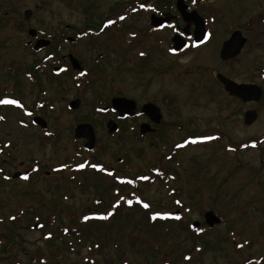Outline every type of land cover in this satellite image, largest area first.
Wrapping results in <instances>:
<instances>
[{
	"label": "rangeland",
	"instance_id": "374dc122",
	"mask_svg": "<svg viewBox=\"0 0 264 264\" xmlns=\"http://www.w3.org/2000/svg\"><path fill=\"white\" fill-rule=\"evenodd\" d=\"M116 2L0 0V90L13 93L0 101H18L0 103V169L39 165L27 179L0 180V264H264V151L225 153L217 163L213 143L217 125L236 139L233 145L264 134V108L254 125L240 117L229 128L211 83L199 79L197 51L168 52L171 34L149 31L144 14L125 13V36L112 27L80 38L69 32L75 41H64L54 56L26 45L29 28L97 29L127 3ZM68 52L83 72L69 66L53 73L54 60ZM115 96L138 108L153 101L163 116L156 136L140 134L139 119L108 133L105 123L116 116L95 107ZM76 98L80 105L70 109ZM35 115L45 129L33 124ZM84 122L95 133L89 151L74 137ZM165 124H172L166 133ZM160 164L165 174L150 175ZM132 167L143 172L136 177ZM209 209L220 224L206 225ZM194 220L201 224L196 230L183 228Z\"/></svg>",
	"mask_w": 264,
	"mask_h": 264
},
{
	"label": "flooded vegetation",
	"instance_id": "af4514ba",
	"mask_svg": "<svg viewBox=\"0 0 264 264\" xmlns=\"http://www.w3.org/2000/svg\"><path fill=\"white\" fill-rule=\"evenodd\" d=\"M123 2L127 3L125 6L118 8L117 11L119 12L116 15L117 17L111 20L107 18V15L104 17V23L107 24L105 27L99 26L97 29L85 28V31H87V33H92L93 31L99 33L107 27H112L110 29H116L122 32L121 27H119V22L127 17L125 13L144 14L149 19V31L166 30L171 34L168 39V52L171 54H184L186 50L190 49L197 51L196 62L199 79L211 83L210 87L213 91V99L217 108V113L228 123V125H226L229 128L233 125V121H236V119L240 117L242 124L246 127L254 125L259 120L261 113L260 109L264 108V0H183L185 10L187 12L195 11L202 21L203 35H201L200 39L197 41H195L194 35L195 25L192 21L187 22L183 19V16L177 9V0H120V2L116 3ZM141 5H143V7H141ZM152 16L169 18V21L164 22L163 25L153 27L150 24ZM34 30L36 35L30 36L28 34L31 40L27 41L26 45L32 48L33 43L38 38H47L50 39L49 45L53 41L59 43L57 47L59 51L63 48L62 41H67V38L70 37L67 36V33L76 32L77 36L83 34V31H77L74 26L70 25L57 26L52 30L46 31ZM135 30L133 29L129 34L133 38L135 37L134 41L137 43L138 39L136 35L138 33ZM176 34L182 38L181 41L182 44H184V48L178 52L173 51L171 41L172 37ZM122 36H125V32H122ZM73 38L72 42L75 41V37ZM128 40H126L127 43H129ZM69 53L71 52L66 53V55L61 54L63 64H59L58 66L63 67L66 62L69 63L67 58ZM223 80H229L235 84L254 85L259 88V97L255 99L257 96L256 88L245 91L240 95L235 92H229L225 89ZM148 102L154 103L153 101ZM110 105L111 100L110 104L97 105L95 108L98 111L109 112L115 115L118 130L119 126H121L125 120L139 119L143 120L138 126L139 132L142 123H148L153 130L150 133L143 134L140 132V134L156 136L158 128L154 126L161 123L163 116L158 123L151 121L145 114L141 113L140 109L142 105L138 108L136 102L134 115L123 114L120 116L119 112H115ZM103 107H109V109L102 111ZM251 115H253L254 119L248 123V117L250 116V118H252ZM165 125L166 128L164 131L166 133V131L171 128L172 124ZM223 139H225V143L220 144V142H223ZM234 141H236V139L232 138L226 131H221L218 125L216 126V131L213 135V143L217 145L215 150V161L217 163H222L225 160V153L231 152L238 154L246 148L262 149V151H264V134L237 141L236 145H233ZM220 151L224 153L219 154ZM33 161L34 163L36 162L35 160ZM155 164L156 163L153 162L152 165L154 166ZM22 165L23 163H20V166ZM30 169L33 170L27 174V177H29V174L38 171L39 165L35 163ZM30 169H25L22 172H26ZM164 171L165 168L161 170L157 165L155 168L152 167L149 173L152 176H157V174H165L167 170ZM16 172L21 171H15L14 173ZM14 173H8L0 169V180L9 179L12 181L26 176L13 178ZM46 174H48V172H46ZM172 179H174V176H172ZM174 180H176V177ZM179 194L180 193H178V195ZM179 203V206H181V202ZM176 212L179 216L180 211L177 210ZM194 222H198L199 224L194 226ZM183 225H188L189 229L196 230L201 224L199 221L194 220L190 224L183 222ZM194 236H199V234L194 233ZM185 257H189V252L186 253Z\"/></svg>",
	"mask_w": 264,
	"mask_h": 264
},
{
	"label": "water",
	"instance_id": "95a60500",
	"mask_svg": "<svg viewBox=\"0 0 264 264\" xmlns=\"http://www.w3.org/2000/svg\"><path fill=\"white\" fill-rule=\"evenodd\" d=\"M177 9L178 11L181 13V15L183 16V19L187 22L192 21L195 25V30H194V35H195V41L199 40L201 35H203V24L202 21L200 19V17L197 15V13L195 11H191V12H187L185 10V4L183 3V0H177ZM31 16V10L30 9H26L24 11V18L26 20H28ZM169 21V18H160V17H154L152 16L150 24L153 27L156 26H160L163 25L164 22ZM28 34L30 36H35L36 32L34 29H29ZM68 40H72V37L67 38ZM182 38L179 37V35H174L172 37V46H173V51L174 52H178L179 50H182L184 48V44H182ZM50 43V41L48 39L45 38H38L32 46V49L37 51L41 48H44L46 46H48ZM70 65L74 70H82V66L80 64V62L78 61V59L72 54L69 53L67 55ZM60 70V67H55L54 68V72H57ZM224 83V87L227 91L229 92H235L236 94L240 95L242 93H244L245 91H249L252 88H256V92H257V96L255 99H257L259 97L260 91L258 87H255L254 85H247V84H235L229 80H223ZM80 105V100L79 99H73L69 102L68 106L70 109H76L78 108V106ZM111 106L113 107V109L117 112H119V115H123V114H128V115H134L135 114V101L133 99L130 98H126L123 96H115L111 99ZM109 109V107H105L103 108V110H107ZM141 113L145 114L151 121H154L155 123H158L162 117L159 108L152 102H146L144 104H142L141 109H140ZM250 115V114H249ZM252 118H250V116L248 117L249 120L248 123L250 121H252L254 119L253 115H251ZM33 122L37 125H39L42 129L46 128V122L45 120L40 117V116H34L33 117ZM106 128L107 131L109 133H113L116 132L117 130V124L114 120L109 119L106 122ZM153 130L151 129L150 125L148 123H142L140 125V132L145 134V133H150ZM74 137L75 138H83L85 139V143H84V147L88 150L92 149L95 145V133H94V129L93 126L90 123H79L76 125L75 129H74ZM32 170H28L25 173H29ZM20 175H22V173L20 172H16L13 174V178L19 177ZM176 215V213H175ZM204 220L205 223L208 226H214L216 224L220 223V218L212 211V210H208L204 213ZM199 223L198 222H194L193 225L197 226ZM39 224H36L35 226L37 227Z\"/></svg>",
	"mask_w": 264,
	"mask_h": 264
},
{
	"label": "trees",
	"instance_id": "16d2710c",
	"mask_svg": "<svg viewBox=\"0 0 264 264\" xmlns=\"http://www.w3.org/2000/svg\"><path fill=\"white\" fill-rule=\"evenodd\" d=\"M87 34H89V33H87L86 31H84V33L82 34V37H84V36H87ZM43 36H45V35H43ZM131 36V35H130ZM132 37V36H131ZM133 38V37H132ZM54 42V41H53ZM51 42V44H50V46H48L47 48H46V51L47 52H51L52 50H54L55 51V53H50L51 54V56H54V54L56 55L57 54V47H58V42ZM62 43H64V41H62ZM99 45L100 46H102L100 43H99ZM62 65L63 64V62H62V57L60 56V57H58L56 60H54V63H53V65H52V67H54L55 65ZM67 69H68V66H69V64H68V62H66L65 63V65H64ZM66 69V70H67ZM96 75V74H95ZM39 83V82H38ZM2 91V92H1ZM13 93L12 92H9V91H7V90H5V89H1L0 90V96H5V95H12ZM109 103V102H108ZM107 103V104H108ZM123 160V159H122ZM161 165V170H164V168H163V165L162 164H160ZM121 168H123V167H121ZM131 168V167H130ZM133 168V172H131V174H133V175H135L136 177L137 176H139V173H141V172H143V168H139V167H132ZM145 169V168H144ZM151 169V168H150ZM127 170L128 169H125V172H127ZM183 228H189L188 227V225H184L183 226ZM252 261L249 259V260H247L246 262H243L242 264H252L251 263Z\"/></svg>",
	"mask_w": 264,
	"mask_h": 264
},
{
	"label": "snow or ice",
	"instance_id": "6c2138e0",
	"mask_svg": "<svg viewBox=\"0 0 264 264\" xmlns=\"http://www.w3.org/2000/svg\"><path fill=\"white\" fill-rule=\"evenodd\" d=\"M141 7H143V5H141ZM111 23V22H110ZM0 103H4V104H17L18 101H15V100H3V101H0ZM204 139H211V137H205ZM195 142V141H193ZM80 167H83V165H81ZM25 179H27V177H25ZM129 203H131V201H129ZM145 207H148V205H145ZM156 217L153 216V219H155ZM179 217H177L178 219ZM85 219H87V217H85Z\"/></svg>",
	"mask_w": 264,
	"mask_h": 264
}]
</instances>
